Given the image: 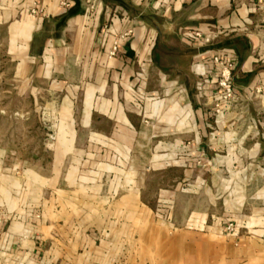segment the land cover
<instances>
[{"label":"crops","instance_id":"obj_1","mask_svg":"<svg viewBox=\"0 0 264 264\" xmlns=\"http://www.w3.org/2000/svg\"><path fill=\"white\" fill-rule=\"evenodd\" d=\"M32 5L39 11L30 14ZM109 8L130 17L108 23ZM148 10L167 17V31L154 27L152 39L137 25L140 19L149 26L139 15ZM184 26L203 27L215 39L194 46L179 34ZM130 29L110 56V47ZM0 46L15 62L23 92L47 83L53 92L73 94L60 106L57 140H130L133 122L117 103L132 100L139 54L150 55L163 74L189 88L196 83L195 61L209 49L231 48L238 58L237 90L264 83V0H0ZM175 48L187 56L186 69L161 63ZM24 188L0 169V264H264V244L155 223L137 212L136 197H128V212H74L70 196L59 199L56 192L40 217L27 212L28 201L39 203Z\"/></svg>","mask_w":264,"mask_h":264},{"label":"rangeland","instance_id":"obj_2","mask_svg":"<svg viewBox=\"0 0 264 264\" xmlns=\"http://www.w3.org/2000/svg\"><path fill=\"white\" fill-rule=\"evenodd\" d=\"M115 14L130 17L109 8L108 23ZM139 15L149 25L137 19L143 36L155 37L154 27L167 31L163 13ZM1 48L0 169L12 181L21 179L26 197L38 200L36 206L28 201L27 212L48 213L56 192L59 199L70 196L74 212H128L132 196L137 212L150 214L155 223L264 244V88L237 90L229 106L218 108L198 95L196 83L186 88L176 76L163 74L150 55L146 60L139 54L132 100L117 103L130 115L136 135L124 141H59L55 122L66 95L73 94L53 92L47 83L38 84V92L33 85L23 92L16 64ZM175 50L161 63L186 69L187 56Z\"/></svg>","mask_w":264,"mask_h":264},{"label":"built area","instance_id":"obj_3","mask_svg":"<svg viewBox=\"0 0 264 264\" xmlns=\"http://www.w3.org/2000/svg\"><path fill=\"white\" fill-rule=\"evenodd\" d=\"M35 11V10H33ZM119 16L112 17V23L118 20ZM109 28L106 29L108 31ZM133 32L128 30L125 34H120L109 49L110 56H116L125 35ZM181 37L194 46L207 47L215 39L212 31H206L199 26H184L179 28ZM201 59L193 63V72L196 75V90L200 97L209 98L215 106L222 108L229 106L237 97L238 91L234 84V71L238 64L236 53L231 48L209 49ZM257 92L264 88L254 87Z\"/></svg>","mask_w":264,"mask_h":264},{"label":"bare ground","instance_id":"obj_4","mask_svg":"<svg viewBox=\"0 0 264 264\" xmlns=\"http://www.w3.org/2000/svg\"><path fill=\"white\" fill-rule=\"evenodd\" d=\"M148 49V48H147Z\"/></svg>","mask_w":264,"mask_h":264}]
</instances>
